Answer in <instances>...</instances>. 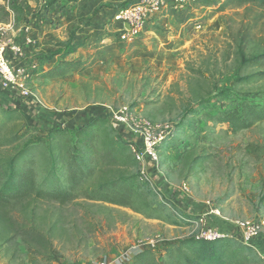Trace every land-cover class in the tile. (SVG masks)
I'll list each match as a JSON object with an SVG mask.
<instances>
[{"label":"rangeland","instance_id":"1","mask_svg":"<svg viewBox=\"0 0 264 264\" xmlns=\"http://www.w3.org/2000/svg\"><path fill=\"white\" fill-rule=\"evenodd\" d=\"M50 1L0 0V22L13 23L5 38L25 47L37 45L45 20L59 29L57 13L77 0L48 5ZM207 1L203 6L196 0L148 20L133 43L113 36L110 47L98 51L101 45H95L88 51L69 39L24 64L31 98L60 118V126H34L20 109L0 105V158L31 151L42 180L52 165L66 166L70 155L81 150L94 173L66 202L31 197L0 204V264H128L146 249L163 255L198 228L195 221H178L140 181L135 171L139 164L118 135L122 128L105 116L109 108L127 106L140 117L175 125L189 101L209 100L174 140L173 149H160L159 186L178 207L193 210V219L213 207L225 218L264 220V120L235 131L211 119L232 96L264 91V65L246 67L238 57L240 48L247 54L264 51V24L256 27V37L241 44L254 15L225 8L224 0ZM103 7L108 12L107 4L98 9ZM90 113L105 121L83 129L93 118ZM112 181L131 186L135 193L129 206L87 197ZM216 220L218 228L224 220ZM154 237L158 242L152 246L148 241ZM227 248L230 264H264L252 251Z\"/></svg>","mask_w":264,"mask_h":264},{"label":"trees","instance_id":"2","mask_svg":"<svg viewBox=\"0 0 264 264\" xmlns=\"http://www.w3.org/2000/svg\"><path fill=\"white\" fill-rule=\"evenodd\" d=\"M57 2L58 0H51L48 5ZM222 4L228 9H243L246 16L254 15L250 19L251 23L248 22L246 24L242 33L241 44L245 43L247 38L252 39L257 36L256 27L258 24H264V0H224ZM63 8H65L64 4L61 9ZM261 33L260 37H262L264 43V28ZM240 49L238 57L242 65L246 67L264 65V51L262 53L247 54L244 48ZM69 53L71 54V52ZM232 97L227 100V106H222L217 114L211 118L212 121L227 123L232 130L238 131L264 120V100L261 102L256 101V98L264 97V91L258 93L257 96L244 94L241 97L240 95ZM204 105H209V100L202 98L189 101V104L183 108L172 133L163 142L160 149L162 147L173 149L171 145L173 146L174 140L182 135L185 127L196 121L194 113L200 111L199 109ZM98 111L99 109L96 110V112ZM89 115L93 116V118L83 124V129L96 125L99 121H105L101 114L94 116V113H90ZM55 129L57 128H53V130ZM117 132L125 142L126 147L129 146L124 134L118 130ZM114 149L117 150L119 148L114 147ZM80 151L78 150L70 155L66 166L60 168L58 163L52 165L42 180L37 178L36 161L29 156L32 155L31 151L21 152L12 158H0V204L22 201L31 197L60 202L73 199L78 187L86 183L94 173V169L90 165L91 159L87 155L79 154ZM136 165H138L137 161ZM135 168L136 175L139 178V168L138 166ZM155 174L157 175L158 173ZM147 190H150V188L148 187ZM88 193L87 197L92 200L129 206L132 203L135 192L127 181H112L104 183ZM170 213L174 216L172 212ZM218 229L231 232L234 236L223 241L204 242L197 241L192 234L190 237L180 240L178 244H172L161 256H158L152 249H146L139 252L134 257V260L128 264H230V257L227 255L228 246L245 249L248 253L252 251L256 253V256L260 257L253 248L244 245L239 240L236 236L237 231L233 226L221 223ZM254 243L260 251H264V239L257 238Z\"/></svg>","mask_w":264,"mask_h":264},{"label":"built area","instance_id":"3","mask_svg":"<svg viewBox=\"0 0 264 264\" xmlns=\"http://www.w3.org/2000/svg\"><path fill=\"white\" fill-rule=\"evenodd\" d=\"M196 0H135L130 3L116 8L113 19L121 26L120 40L133 43L142 34L147 21L155 18L157 15L169 10H183ZM12 21L7 24L0 22V85L4 90H19L21 96L30 98L31 93L27 87L29 72L25 65H15L14 61L25 54V47L19 42H12L5 38L7 27L12 26ZM128 26V27H127ZM27 32L29 27H27ZM31 43L33 38H26ZM107 115V116H106ZM105 116L118 124L122 133L126 134L129 147L134 159L139 164V179L149 187L161 204L174 214L176 219L184 223H197L193 235L197 241L215 242L232 238L234 235L228 231H222L215 227V223L221 220L226 225L233 226L239 240L246 246L253 248L257 254L264 259V251H260L255 245L257 238L264 239V220L250 219H229L225 218L218 208L208 207V210L193 219V210L180 206L176 207L174 201L163 194L162 186L155 175L152 174L153 168L160 164V147L168 138L174 129L173 124L168 122H154L150 119L140 117L127 106L120 108H109ZM132 137H127V136ZM151 167V173L148 170ZM183 187L187 188L184 184ZM210 217L212 223L210 224ZM152 246L158 242V237L148 241ZM152 249V248H151ZM101 264H110L103 261Z\"/></svg>","mask_w":264,"mask_h":264},{"label":"crops","instance_id":"4","mask_svg":"<svg viewBox=\"0 0 264 264\" xmlns=\"http://www.w3.org/2000/svg\"><path fill=\"white\" fill-rule=\"evenodd\" d=\"M121 1L122 0H77L75 4L74 2H71V6L65 9L66 11H57L58 13L56 18L60 22L59 29H52L49 25L50 23L45 20L43 30L40 31L42 33L39 32L40 37L37 35V45H26V58H18L14 61V64L24 65L27 61L34 59L35 56L38 55V52H44L49 48L61 46V42H66L69 39H71L75 45L84 44L85 47H89L87 49L88 51H93V49L95 50V45H101V48H96L98 51L110 47L114 43V37L118 39L120 38L121 34V26L119 27L120 24L116 23L112 19L116 8L122 6L115 5L113 3H118ZM131 1L135 0H128L126 3ZM198 2H200V4L203 6L207 5L208 3L207 0H198ZM102 4L108 5V8H106L108 12L103 10L105 7L98 9ZM96 12L99 13L96 14ZM113 24H115V28H113ZM30 27L33 29L32 26ZM113 30L117 31V34H120L115 36ZM28 36L31 37V34L29 33ZM83 49L86 48H81L80 50ZM0 105H3L7 108L15 107L20 109L24 112V114L29 115V121L34 126L43 124L45 127V122H49L50 127H52V125L53 127L60 126V118L56 119L49 113L41 110L34 99L31 97L25 98L21 96V91L19 90H4L0 85ZM44 129L48 130L49 128ZM124 136L126 138V134H124ZM155 173L158 172L156 168H153L152 174L156 175ZM212 219L215 218L210 217L211 221Z\"/></svg>","mask_w":264,"mask_h":264},{"label":"water","instance_id":"5","mask_svg":"<svg viewBox=\"0 0 264 264\" xmlns=\"http://www.w3.org/2000/svg\"><path fill=\"white\" fill-rule=\"evenodd\" d=\"M128 27V26H127Z\"/></svg>","mask_w":264,"mask_h":264}]
</instances>
